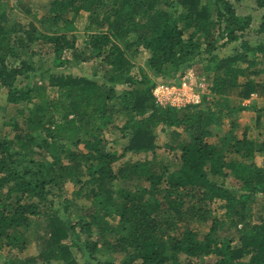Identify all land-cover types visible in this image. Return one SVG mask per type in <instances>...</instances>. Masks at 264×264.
Wrapping results in <instances>:
<instances>
[{
  "label": "trees",
  "instance_id": "trees-1",
  "mask_svg": "<svg viewBox=\"0 0 264 264\" xmlns=\"http://www.w3.org/2000/svg\"><path fill=\"white\" fill-rule=\"evenodd\" d=\"M240 1L44 0L23 24L0 0V91L15 108L14 135L0 136V264H83L73 247L85 264H264V106L243 104L264 98V40L246 38L264 34V14L252 30ZM90 60L104 75L78 71ZM198 66L199 103L155 102L156 84ZM245 110L255 124L240 130ZM157 126L169 156L156 152ZM38 218V253L21 259Z\"/></svg>",
  "mask_w": 264,
  "mask_h": 264
},
{
  "label": "rangeland",
  "instance_id": "rangeland-1",
  "mask_svg": "<svg viewBox=\"0 0 264 264\" xmlns=\"http://www.w3.org/2000/svg\"><path fill=\"white\" fill-rule=\"evenodd\" d=\"M23 7L20 6V4H16L15 0H7V13L9 14V17L13 18L14 20H17L23 24H27L28 22H35L36 19L40 16V14L43 13L44 11V0H22L21 1ZM28 3H32L30 8H31V12H26L24 10V7L26 8ZM33 4H36V7H32ZM235 10L237 11V13L239 15H250V17L252 18L251 21V28L252 30H255L256 27L258 26V23L260 21L261 16L264 14V8H258L255 3L254 0H241L240 2L235 4ZM84 24H85V18L81 17L79 19V21L76 23L77 26V30L76 33L78 35L79 41L81 42L82 38H83V28H84ZM247 39H249L251 42L256 41L257 39H262L264 40V34H256L253 31L246 37ZM79 42V43H80ZM234 44H230L227 47V51H223V53H226L228 51H230L233 48ZM137 66H141L143 68H145L141 57L138 58H134L133 60ZM200 66V65H199ZM198 66V67H199ZM78 71H80L81 73L87 75V76H94V77H100L102 75H104L105 71H106V66L104 64H102L99 60H94V61H83L82 63L78 64L77 66ZM75 70V69H74ZM136 70V68H135ZM191 71H195L194 73L199 77L203 79V91H208L207 86H208V81L206 79L205 76L200 75L201 71H200V67L199 69L195 68V69H191ZM147 72V71H146ZM35 82H38V78H34L33 79ZM201 89V90H202ZM200 90V92H201ZM5 92L6 89H2V91H0V136L7 134V136L12 137L14 135V130L11 129L9 123H7L8 121H10V119L15 115V108L13 106H8L5 105L4 103V98H5ZM243 104L245 105H251V104H255V106L257 108H261L264 106V98L258 97L255 94H253L249 99L245 100L243 102ZM254 117H255V112L253 110H245L242 111L239 115L238 121L241 124L240 130H242L244 125L247 124H251L252 126L255 124L254 122ZM263 118V116H261V119ZM227 124L225 122V124L223 125V127L221 128L220 133H224L228 128H227ZM155 135H156V141H157V149L156 152L158 153L159 157H165V156H169V153L164 149L163 144L165 142V134L161 131L160 126H157L155 128ZM258 130H255L253 132V136L254 137H261L260 139L263 138L262 133H257ZM144 157L146 158H150L151 157V153H146V154H140V155H130L128 154V156H126V158H131L133 160H137V159H143ZM257 159H262L263 155L262 154H257ZM125 159V158H124ZM124 159H121L120 162H122ZM226 184H230V181L227 180ZM73 188L72 183L71 182H67L65 183V194H68L69 191ZM86 203L85 201L83 202V204ZM220 205V203L217 201L216 202V210L218 211L219 214H221V209L218 208V206ZM42 226H43V220L42 218H38L34 221V223L32 224L31 228L29 229V231L26 233L29 244L26 247V249L21 252L18 256L21 259H25V258H32L33 256H36L38 253V247H37V236L39 234L42 233ZM201 229L203 227H200ZM230 233L232 234V236L236 237V232L234 231V229L230 230ZM85 235L81 236V238H84ZM94 238H97V235H93L90 239L93 240ZM98 248H100L98 250V252L96 251V256L101 257L102 259H106L109 258L111 261L118 263L119 259L121 258V256L117 253L115 254H108V251L103 248V246L98 245ZM72 253L73 255L77 258V260H79L80 263L85 264V260L82 257V253L79 252L78 249H76L75 247L72 248ZM1 254L3 256H13L15 255L14 251H7V249L3 250L1 252ZM214 260V256H208V257H204L201 259H193V264H210L212 263ZM95 260H91L90 263H95ZM30 264V263H29ZM43 264V263H40ZM51 264H56L54 262H52Z\"/></svg>",
  "mask_w": 264,
  "mask_h": 264
},
{
  "label": "built area",
  "instance_id": "built-area-1",
  "mask_svg": "<svg viewBox=\"0 0 264 264\" xmlns=\"http://www.w3.org/2000/svg\"><path fill=\"white\" fill-rule=\"evenodd\" d=\"M202 88L203 79L191 70H187L179 85L158 83L152 88V95L159 104L179 107L199 103Z\"/></svg>",
  "mask_w": 264,
  "mask_h": 264
}]
</instances>
